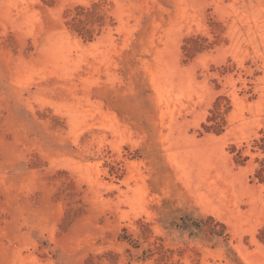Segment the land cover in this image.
<instances>
[{"label": "rangeland", "instance_id": "1", "mask_svg": "<svg viewBox=\"0 0 264 264\" xmlns=\"http://www.w3.org/2000/svg\"><path fill=\"white\" fill-rule=\"evenodd\" d=\"M0 264H264V0H0Z\"/></svg>", "mask_w": 264, "mask_h": 264}, {"label": "trees", "instance_id": "2", "mask_svg": "<svg viewBox=\"0 0 264 264\" xmlns=\"http://www.w3.org/2000/svg\"><path fill=\"white\" fill-rule=\"evenodd\" d=\"M79 10L83 11V8H79ZM77 15H80V14H77ZM72 21H73V24L75 25V29H77V32L80 35H84V33H87V34L89 33L88 29L86 28L88 25L87 20H83L79 17H75V18H73ZM123 232L126 233V230H123ZM129 243H132V242H130V240H129ZM136 248H137V246H136Z\"/></svg>", "mask_w": 264, "mask_h": 264}]
</instances>
